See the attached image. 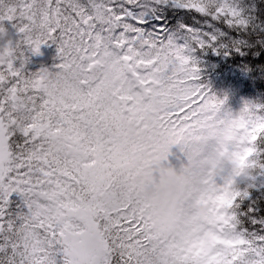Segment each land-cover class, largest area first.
Segmentation results:
<instances>
[{"label":"snow or ice","instance_id":"6c2138e0","mask_svg":"<svg viewBox=\"0 0 264 264\" xmlns=\"http://www.w3.org/2000/svg\"><path fill=\"white\" fill-rule=\"evenodd\" d=\"M207 50L264 54V0H0V264H175L205 233L264 264V104L224 113Z\"/></svg>","mask_w":264,"mask_h":264},{"label":"trees","instance_id":"16d2710c","mask_svg":"<svg viewBox=\"0 0 264 264\" xmlns=\"http://www.w3.org/2000/svg\"><path fill=\"white\" fill-rule=\"evenodd\" d=\"M57 55L55 44L42 45L39 54L25 52L28 59L25 73H36L43 68L54 70L59 62ZM195 56L201 81L211 96L223 101L224 113L230 112L235 116L246 104H264V54L244 58L218 55L207 50L198 51ZM253 201L257 214L264 215V196L257 193Z\"/></svg>","mask_w":264,"mask_h":264},{"label":"clouds","instance_id":"9594fccd","mask_svg":"<svg viewBox=\"0 0 264 264\" xmlns=\"http://www.w3.org/2000/svg\"><path fill=\"white\" fill-rule=\"evenodd\" d=\"M242 154L234 153L233 159H241ZM235 172H243L239 164ZM221 238L214 233H205L198 239L185 241L174 246L171 259L175 264H222L226 258L222 252L226 245L221 244Z\"/></svg>","mask_w":264,"mask_h":264},{"label":"rangeland","instance_id":"374dc122","mask_svg":"<svg viewBox=\"0 0 264 264\" xmlns=\"http://www.w3.org/2000/svg\"><path fill=\"white\" fill-rule=\"evenodd\" d=\"M166 165L171 166L174 171L179 173L181 171L182 166L187 164V158L183 152H181L180 147L174 145L168 156L167 161L165 162Z\"/></svg>","mask_w":264,"mask_h":264}]
</instances>
